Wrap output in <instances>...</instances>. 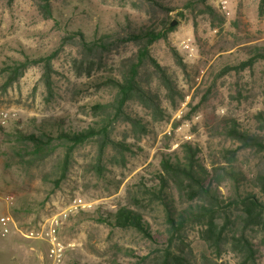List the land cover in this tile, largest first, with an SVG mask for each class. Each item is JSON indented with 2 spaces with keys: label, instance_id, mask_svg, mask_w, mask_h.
<instances>
[{
  "label": "rangeland",
  "instance_id": "374dc122",
  "mask_svg": "<svg viewBox=\"0 0 264 264\" xmlns=\"http://www.w3.org/2000/svg\"><path fill=\"white\" fill-rule=\"evenodd\" d=\"M260 1L209 0L215 11L209 17L202 6L191 5L190 0H51L53 17L48 19L41 15L36 0H0V68L5 62L56 53L53 97H48L41 82L40 66L28 68L7 88L3 85L5 75L0 73V110H8L12 116L6 132L38 133L60 126L81 129L94 120L91 106L112 100L113 90L99 84L110 74L119 77L122 62L131 58L138 46L118 44L102 67L87 77L85 69L73 68L77 49L68 41L69 33H81L87 40L105 34L123 38L140 28L158 26L164 19L176 22L167 40L150 48L170 75L174 94L170 97L152 75L149 90L158 96L161 115L136 102L127 104L126 111L139 117L146 131L137 129L134 134L128 123L116 125L113 138L130 146L124 167L105 162L106 171L98 176L91 169L96 148L87 145L75 152L66 179L55 189L52 181L62 153L57 151L36 167L20 165L0 134V217L8 215L13 220L9 234H0V264H40L44 246L24 236L74 200L90 207L68 213L62 221L59 238L67 247L63 264H135L139 257L161 247L166 238L162 208L141 210L129 204L138 195V183L156 187L154 176L161 159L181 157L185 144L198 148L199 160L206 166L218 161L221 148L237 145L225 135L234 125L264 136V123L258 117L264 115V60L260 57L264 55V15ZM243 62L251 63L238 69ZM239 163L251 172L264 169V159L248 151L240 153ZM220 191L224 196L235 193L229 182ZM129 205L141 212L151 240L134 230L109 225L113 221H108V215ZM174 206L179 208L177 203ZM189 243L195 254L204 249L195 231L190 233ZM225 260L234 264L231 256Z\"/></svg>",
  "mask_w": 264,
  "mask_h": 264
},
{
  "label": "trees",
  "instance_id": "16d2710c",
  "mask_svg": "<svg viewBox=\"0 0 264 264\" xmlns=\"http://www.w3.org/2000/svg\"><path fill=\"white\" fill-rule=\"evenodd\" d=\"M208 1L190 0V4L202 6L203 13L212 17L215 11ZM36 2L44 18L53 17L51 0ZM263 8L264 0H261L259 10L262 16ZM171 22L164 19L158 26L140 28L123 38L105 34L87 40L81 33H69L67 39L77 49V56L72 59L73 68L85 69L87 77L91 76V71L102 67L107 54L118 44L132 42L138 48L131 58L122 62L119 77L110 74L99 84L113 90L114 96L110 102L95 103L90 107L94 120L85 127L75 129L60 126L55 131L40 130L38 133H23L16 129L6 132L0 129L13 160L17 159L16 163L20 165L36 167L60 151L62 156L52 181L55 189L66 179L75 152L87 145L96 148L95 163L91 169L98 176L106 171L105 162L113 165L119 163L124 167L130 146L124 140L113 138L116 125L128 123L134 134L137 129L141 133L146 131L141 119L126 111L127 104L136 102L161 115L158 96L149 90L152 75L164 86L170 97L175 91L170 75L150 52L154 43L167 40L168 33L173 29ZM171 51L182 66L178 54L173 49ZM55 56L56 53H53L46 57L5 62L0 68V73L5 75L4 88L16 83L28 68L37 65L42 70L41 82L47 95L53 97L55 85L52 61ZM260 57L264 60V55ZM250 63L243 62L238 69L248 67ZM263 116L262 113L258 114L264 123ZM225 135L237 145L221 148L220 158L209 166L200 162L198 148L185 144L181 157L175 160L161 159L159 170L154 176L156 187L148 186L144 181L138 183V195L132 197L129 204L141 210L160 206L165 216L166 238L160 248L150 252L151 255L139 257L135 264L145 263L149 259L146 264H229L225 260L226 256H231L234 264H261L264 258V169L257 168L254 172L244 169L239 163V156L248 151L252 156L264 159V136L241 130L237 125L225 131ZM109 150L113 152L112 155L107 154ZM226 182L234 189L235 193L231 196H224L220 191ZM175 203L179 208L174 206ZM130 205L109 214L108 221H113L109 225L114 229L134 230L151 240L141 212ZM193 231L204 245L198 254L194 253L189 243V235Z\"/></svg>",
  "mask_w": 264,
  "mask_h": 264
},
{
  "label": "built area",
  "instance_id": "2783aa9c",
  "mask_svg": "<svg viewBox=\"0 0 264 264\" xmlns=\"http://www.w3.org/2000/svg\"><path fill=\"white\" fill-rule=\"evenodd\" d=\"M186 47H188V45ZM11 117L8 110H0V129L6 128ZM89 207V204L83 203L81 200H74V203L67 209L63 210L61 213L43 219L35 231L24 236L27 239L38 241L44 246V252L40 254L39 257L41 264H63L67 247L59 238V229L62 221L67 218L68 213H74L77 210ZM12 224L13 220L10 216H1L0 234L2 236L8 235Z\"/></svg>",
  "mask_w": 264,
  "mask_h": 264
},
{
  "label": "water",
  "instance_id": "95a60500",
  "mask_svg": "<svg viewBox=\"0 0 264 264\" xmlns=\"http://www.w3.org/2000/svg\"><path fill=\"white\" fill-rule=\"evenodd\" d=\"M174 25H176V22L175 21H172L171 24H170V26L172 27Z\"/></svg>",
  "mask_w": 264,
  "mask_h": 264
},
{
  "label": "crops",
  "instance_id": "0c3cea01",
  "mask_svg": "<svg viewBox=\"0 0 264 264\" xmlns=\"http://www.w3.org/2000/svg\"><path fill=\"white\" fill-rule=\"evenodd\" d=\"M40 264H41V261H40Z\"/></svg>",
  "mask_w": 264,
  "mask_h": 264
}]
</instances>
